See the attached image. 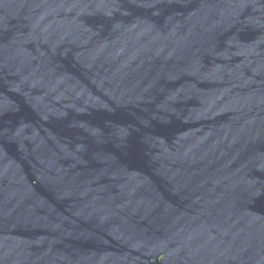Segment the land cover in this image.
Here are the masks:
<instances>
[{"label":"water","instance_id":"water-1","mask_svg":"<svg viewBox=\"0 0 264 264\" xmlns=\"http://www.w3.org/2000/svg\"><path fill=\"white\" fill-rule=\"evenodd\" d=\"M0 264H264V0H0Z\"/></svg>","mask_w":264,"mask_h":264}]
</instances>
